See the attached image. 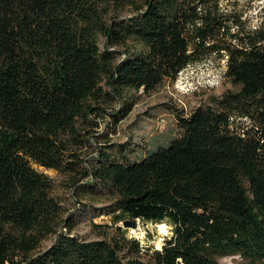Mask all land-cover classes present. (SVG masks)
Returning <instances> with one entry per match:
<instances>
[{"label": "trees", "instance_id": "trees-1", "mask_svg": "<svg viewBox=\"0 0 264 264\" xmlns=\"http://www.w3.org/2000/svg\"><path fill=\"white\" fill-rule=\"evenodd\" d=\"M212 56L235 90L175 113L166 145L131 160L98 133L108 119L116 134L130 91L149 93ZM34 165L63 175L79 198L110 202L113 225L92 223L94 240L75 236ZM138 219L171 228L160 249L117 225ZM233 255L264 264V13L248 25L219 0H0V264Z\"/></svg>", "mask_w": 264, "mask_h": 264}, {"label": "rangeland", "instance_id": "rangeland-1", "mask_svg": "<svg viewBox=\"0 0 264 264\" xmlns=\"http://www.w3.org/2000/svg\"><path fill=\"white\" fill-rule=\"evenodd\" d=\"M220 7L241 17L248 25L259 23L264 13V0H219ZM131 15L130 9L122 11L121 16ZM235 90V87L225 77V62L214 56L204 61L184 68L173 82L165 81L149 93L142 90L130 91L127 99L134 105L131 112L116 126V134L109 132V120L100 123L98 133L108 135L112 142L124 144V154L129 159L143 155L145 151L158 146L166 145L174 138L178 131L175 113L189 114L193 109L208 106L210 99L222 93ZM121 103L115 104L117 109ZM121 107V106H120ZM37 171L50 177L54 183L53 197L65 211V217L75 218L76 226L72 233L83 240H94L95 234L91 225H113L109 206L110 202L104 199L92 200L75 195L70 189L66 178L53 169L33 166ZM80 199L81 203H77ZM122 222L117 225L121 226ZM158 224L136 220L135 228L127 230L128 235L135 237L143 246H152L159 249L171 235V228L166 231L157 227ZM139 227V228H138ZM132 230H136L135 232ZM54 236L42 241L38 250L49 247ZM220 264H242L237 255L223 257Z\"/></svg>", "mask_w": 264, "mask_h": 264}, {"label": "water", "instance_id": "water-1", "mask_svg": "<svg viewBox=\"0 0 264 264\" xmlns=\"http://www.w3.org/2000/svg\"><path fill=\"white\" fill-rule=\"evenodd\" d=\"M135 226H136V220L135 221L125 220L121 224V228H123L125 232H127L129 228H135Z\"/></svg>", "mask_w": 264, "mask_h": 264}, {"label": "bare ground", "instance_id": "bare-ground-1", "mask_svg": "<svg viewBox=\"0 0 264 264\" xmlns=\"http://www.w3.org/2000/svg\"><path fill=\"white\" fill-rule=\"evenodd\" d=\"M157 227L160 229V230H162V231H166V229H167V226L164 224V223H161V224H158L157 225ZM139 228V227H138ZM135 232L136 230H132V232ZM158 249H159V247H158Z\"/></svg>", "mask_w": 264, "mask_h": 264}]
</instances>
